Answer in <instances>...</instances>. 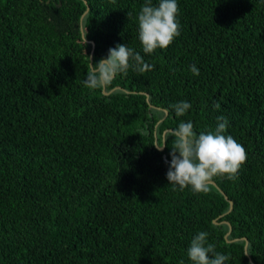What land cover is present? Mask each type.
Listing matches in <instances>:
<instances>
[{
    "label": "trees",
    "instance_id": "1",
    "mask_svg": "<svg viewBox=\"0 0 264 264\" xmlns=\"http://www.w3.org/2000/svg\"><path fill=\"white\" fill-rule=\"evenodd\" d=\"M143 3L0 0V264H191L199 232L225 264H264V0H177L180 35L150 54ZM117 44L153 69L85 87ZM218 116L246 162L207 193L174 188V138L151 143Z\"/></svg>",
    "mask_w": 264,
    "mask_h": 264
},
{
    "label": "clouds",
    "instance_id": "2",
    "mask_svg": "<svg viewBox=\"0 0 264 264\" xmlns=\"http://www.w3.org/2000/svg\"><path fill=\"white\" fill-rule=\"evenodd\" d=\"M178 12L177 0H159L155 5L153 0H144L138 14V35L144 53H153L158 48L167 49L180 35ZM153 67L144 61L140 53L134 52L127 45L117 44L108 50L106 57L96 63H89L84 85L90 90H102L118 74H126L130 68L143 74ZM190 71L193 75H199V69L195 65L190 66ZM172 107L179 117L186 114L191 104L180 101ZM214 107L219 109L220 104L217 103ZM217 122L214 131L198 135L191 121L181 122L165 135L163 143L159 140L151 143L158 151H163L168 137L174 138L169 153L171 160H166V177L174 188L183 190L190 187L194 193H207L215 177L236 178L247 160L246 150L231 135H224L229 126L226 117L218 116ZM207 237V232H199L192 238L187 249L191 264H225L229 256L217 252L215 245L209 243Z\"/></svg>",
    "mask_w": 264,
    "mask_h": 264
},
{
    "label": "water",
    "instance_id": "3",
    "mask_svg": "<svg viewBox=\"0 0 264 264\" xmlns=\"http://www.w3.org/2000/svg\"><path fill=\"white\" fill-rule=\"evenodd\" d=\"M213 185H215L217 187V184L215 182H213ZM225 197H226V199H228V197L226 195H225ZM232 209H233V203L231 202V208H230V210H232Z\"/></svg>",
    "mask_w": 264,
    "mask_h": 264
},
{
    "label": "bare ground",
    "instance_id": "4",
    "mask_svg": "<svg viewBox=\"0 0 264 264\" xmlns=\"http://www.w3.org/2000/svg\"><path fill=\"white\" fill-rule=\"evenodd\" d=\"M168 114V113H167Z\"/></svg>",
    "mask_w": 264,
    "mask_h": 264
}]
</instances>
